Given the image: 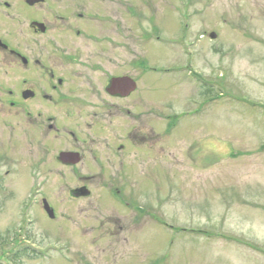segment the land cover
Segmentation results:
<instances>
[{"label": "rangeland", "instance_id": "obj_1", "mask_svg": "<svg viewBox=\"0 0 264 264\" xmlns=\"http://www.w3.org/2000/svg\"><path fill=\"white\" fill-rule=\"evenodd\" d=\"M136 9L124 16L132 54H121L123 65L136 61L140 118L118 121L122 136L144 122V147L88 182L90 198L72 192L95 173L50 172V158L32 170L42 154L17 135L23 118L0 103V262L21 232L44 251L21 264H264V0H137ZM8 15L0 8V35L28 42ZM194 62L212 86L207 104Z\"/></svg>", "mask_w": 264, "mask_h": 264}, {"label": "flooded vegetation", "instance_id": "obj_2", "mask_svg": "<svg viewBox=\"0 0 264 264\" xmlns=\"http://www.w3.org/2000/svg\"><path fill=\"white\" fill-rule=\"evenodd\" d=\"M136 7L137 0H0L29 35L17 45L0 35V96L7 97L1 106L25 120L16 133L42 154L34 172L50 158V172L95 173L82 176L76 197L90 198L88 182L104 181L105 173L125 167L130 148L144 147V122L122 136L118 121L122 114L140 118L136 61L123 65L121 54H132L124 16L134 17ZM114 192L131 205L119 188Z\"/></svg>", "mask_w": 264, "mask_h": 264}, {"label": "trees", "instance_id": "obj_3", "mask_svg": "<svg viewBox=\"0 0 264 264\" xmlns=\"http://www.w3.org/2000/svg\"><path fill=\"white\" fill-rule=\"evenodd\" d=\"M211 93H212L211 90L205 87V89H204V95H209ZM5 243H6V238H4V237L3 238H0V250L3 248V245ZM23 258L37 259L38 256H37V254L33 250L23 249V250H19L16 253H14L13 256H12V258L11 257L9 258V261H10V263H13V264H21V260ZM3 262L4 261L0 262V264H4Z\"/></svg>", "mask_w": 264, "mask_h": 264}, {"label": "water", "instance_id": "obj_4", "mask_svg": "<svg viewBox=\"0 0 264 264\" xmlns=\"http://www.w3.org/2000/svg\"><path fill=\"white\" fill-rule=\"evenodd\" d=\"M213 39L216 38V35H212L211 36ZM45 209L47 210L48 214L50 215L51 218L54 217V212L50 209V207L48 206V204L45 202Z\"/></svg>", "mask_w": 264, "mask_h": 264}]
</instances>
